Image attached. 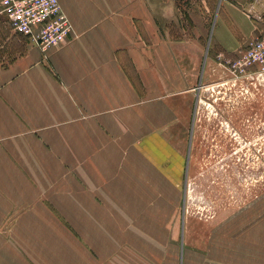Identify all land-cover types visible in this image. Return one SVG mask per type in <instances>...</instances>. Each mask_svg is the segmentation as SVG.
<instances>
[{
  "label": "crops",
  "instance_id": "crops-1",
  "mask_svg": "<svg viewBox=\"0 0 264 264\" xmlns=\"http://www.w3.org/2000/svg\"><path fill=\"white\" fill-rule=\"evenodd\" d=\"M169 1L59 0L72 33L46 52L6 22L0 264H264V212L194 243L177 208L210 59L264 37V16L222 0L211 39L200 19L174 35Z\"/></svg>",
  "mask_w": 264,
  "mask_h": 264
},
{
  "label": "rangeland",
  "instance_id": "rangeland-1",
  "mask_svg": "<svg viewBox=\"0 0 264 264\" xmlns=\"http://www.w3.org/2000/svg\"><path fill=\"white\" fill-rule=\"evenodd\" d=\"M222 2L170 0L168 5L177 7L182 16L176 18L172 13L169 18L173 21L167 24L174 35L185 31L190 36L197 21L203 20L206 26L200 30L211 39L216 25L213 20ZM248 6L251 15L264 16V0ZM6 22L0 4V39ZM216 56L209 57L214 80L201 88L200 110L196 103L191 106L185 123L190 137L189 165L177 208L186 221L187 238L194 243L204 228L246 224L264 212V74L234 72L227 63L230 57ZM205 112L208 119L201 121ZM252 209L257 213L251 215Z\"/></svg>",
  "mask_w": 264,
  "mask_h": 264
},
{
  "label": "built area",
  "instance_id": "built-area-1",
  "mask_svg": "<svg viewBox=\"0 0 264 264\" xmlns=\"http://www.w3.org/2000/svg\"><path fill=\"white\" fill-rule=\"evenodd\" d=\"M5 20L14 34L29 38L43 52L61 46L72 24L59 0H0ZM234 72L264 74V37H258L236 59H227Z\"/></svg>",
  "mask_w": 264,
  "mask_h": 264
}]
</instances>
